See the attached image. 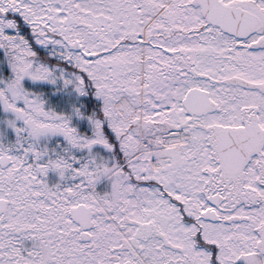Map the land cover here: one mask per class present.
<instances>
[{"label":"snow or ice","instance_id":"snow-or-ice-1","mask_svg":"<svg viewBox=\"0 0 264 264\" xmlns=\"http://www.w3.org/2000/svg\"><path fill=\"white\" fill-rule=\"evenodd\" d=\"M0 264H264V0H0Z\"/></svg>","mask_w":264,"mask_h":264}]
</instances>
